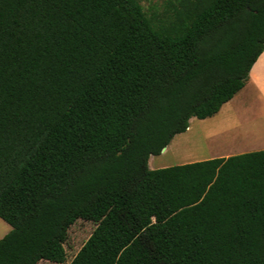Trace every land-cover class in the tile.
<instances>
[{"label":"trees","instance_id":"16d2710c","mask_svg":"<svg viewBox=\"0 0 264 264\" xmlns=\"http://www.w3.org/2000/svg\"><path fill=\"white\" fill-rule=\"evenodd\" d=\"M0 0V264H264V149L152 169L241 90L264 0Z\"/></svg>","mask_w":264,"mask_h":264},{"label":"rangeland","instance_id":"374dc122","mask_svg":"<svg viewBox=\"0 0 264 264\" xmlns=\"http://www.w3.org/2000/svg\"><path fill=\"white\" fill-rule=\"evenodd\" d=\"M142 5L147 16L151 17L154 22L159 23V19H166L170 15V5L174 0H138ZM238 96V95H237ZM237 101L225 107L222 113L214 117L197 118L191 120V128L185 133L179 134L176 137L172 147L167 153L161 155L164 162L176 165L182 161L184 156L195 157L211 156L218 152L220 147L218 142L223 141L227 134L237 136L239 140H247L252 137H260V133L256 132L261 126H264V112L261 114L252 113L254 107L249 105L246 107L245 102H241V97H235ZM254 99V97H250ZM224 112V113H223ZM229 118V122L225 123L224 117ZM235 123H234V122ZM223 126L230 127L227 130H222ZM255 146H250L254 148ZM249 148V149H250ZM227 148L225 150H229ZM224 151V150H222ZM159 158V157H158ZM96 222L79 218L70 225L67 232V237L64 242L66 250V261L56 263L49 260H41L36 264H69L80 248L84 245L91 233L96 227ZM12 226L10 223L0 217V239L4 237Z\"/></svg>","mask_w":264,"mask_h":264},{"label":"crops","instance_id":"0c3cea01","mask_svg":"<svg viewBox=\"0 0 264 264\" xmlns=\"http://www.w3.org/2000/svg\"><path fill=\"white\" fill-rule=\"evenodd\" d=\"M241 97V102H245V106L249 105L250 107H254L251 111L254 114H261L264 112V51L261 53V55L258 57L257 61L253 64L250 73L249 78L246 81L245 86L239 90L229 101L225 102L220 110L214 114L211 117H214L215 115H218L222 113L223 109L227 107V105L233 103L236 98L235 97ZM254 97V99L250 98ZM227 112L228 110H224ZM224 113V112H223ZM193 118V117H192ZM190 119V125L188 129L185 131L187 132L191 128V120ZM229 118L226 116L224 117L225 123H231L229 122ZM234 122V121H233ZM235 123V122H234ZM230 127L223 126L222 130H227ZM183 132V133H185ZM256 132H259L261 135L260 137L256 138H248L247 140H239L237 139V136L231 134L232 132H226V136L223 138V141L218 142L220 144L218 147V152L211 155V156H202V157H195L194 159L190 156H184L182 161H180L179 164L193 162L197 160H203V159H209L213 157H219V156H229L233 154H238L242 152H248V151H254L259 149H264V126H261L259 130ZM182 134V133H179ZM177 134V135H179ZM177 135L171 140V142L163 149L161 154L159 155H151L149 157V167L152 169L161 168V167H167L171 166V164H168L164 162L163 158L160 157L161 155L167 153V151L172 147L174 141L176 140ZM250 146H255L254 148H250ZM227 148H231L229 150H225ZM250 148V149H249ZM224 150V151H222ZM159 157V158H158Z\"/></svg>","mask_w":264,"mask_h":264}]
</instances>
